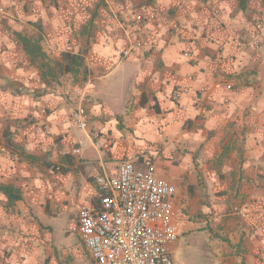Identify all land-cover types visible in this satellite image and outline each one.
<instances>
[{"label":"crops","instance_id":"crops-1","mask_svg":"<svg viewBox=\"0 0 264 264\" xmlns=\"http://www.w3.org/2000/svg\"><path fill=\"white\" fill-rule=\"evenodd\" d=\"M77 103L99 145L64 120ZM126 159L175 186L172 264H264V0H0V187L17 196L0 189V264H93L78 209Z\"/></svg>","mask_w":264,"mask_h":264},{"label":"built area","instance_id":"built-area-1","mask_svg":"<svg viewBox=\"0 0 264 264\" xmlns=\"http://www.w3.org/2000/svg\"><path fill=\"white\" fill-rule=\"evenodd\" d=\"M145 44L143 40H131L122 58ZM72 49L67 45V51ZM180 93L175 91L173 100ZM64 120L90 137L94 145L100 144L99 131L89 124L82 103L69 107ZM72 153H79V148H73ZM95 185L97 205H80L76 218V231L93 264H172L169 244L180 235L182 223L175 204L176 189L156 174L152 161L139 169L133 160H123L114 173L98 175ZM233 210L239 216L246 215L240 207Z\"/></svg>","mask_w":264,"mask_h":264},{"label":"rangeland","instance_id":"rangeland-1","mask_svg":"<svg viewBox=\"0 0 264 264\" xmlns=\"http://www.w3.org/2000/svg\"><path fill=\"white\" fill-rule=\"evenodd\" d=\"M73 207L74 205L72 206L71 210H73ZM51 223L53 227L51 238L53 239L55 246L60 249L61 253H64L65 250L69 248L68 246L70 244L75 246L74 243H76L78 238L71 229L73 217L70 213V207H62L60 215H58ZM52 247L53 246H50L51 251H53ZM69 251L70 250H67V252ZM89 259L90 258L86 251L80 248V250H78L76 253V257H70L67 260L61 259L60 261H57V264H82L84 262L90 261Z\"/></svg>","mask_w":264,"mask_h":264},{"label":"trees","instance_id":"trees-1","mask_svg":"<svg viewBox=\"0 0 264 264\" xmlns=\"http://www.w3.org/2000/svg\"><path fill=\"white\" fill-rule=\"evenodd\" d=\"M69 69L70 68H67V70ZM0 189L6 194L9 200L17 198V196L13 194L12 190L9 187L1 186Z\"/></svg>","mask_w":264,"mask_h":264}]
</instances>
